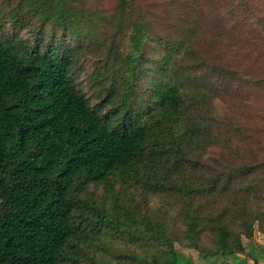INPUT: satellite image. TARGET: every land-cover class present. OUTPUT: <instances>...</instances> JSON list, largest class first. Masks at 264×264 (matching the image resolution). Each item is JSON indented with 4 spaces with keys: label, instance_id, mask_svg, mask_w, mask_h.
<instances>
[{
    "label": "trees",
    "instance_id": "trees-1",
    "mask_svg": "<svg viewBox=\"0 0 264 264\" xmlns=\"http://www.w3.org/2000/svg\"><path fill=\"white\" fill-rule=\"evenodd\" d=\"M139 3L0 0V264H264V162L244 163L214 104L248 80L154 39ZM86 56L98 105L77 84ZM114 184L165 198L168 219L87 190Z\"/></svg>",
    "mask_w": 264,
    "mask_h": 264
},
{
    "label": "rangeland",
    "instance_id": "rangeland-1",
    "mask_svg": "<svg viewBox=\"0 0 264 264\" xmlns=\"http://www.w3.org/2000/svg\"><path fill=\"white\" fill-rule=\"evenodd\" d=\"M88 1L90 7L99 8L106 16L113 13L117 2ZM138 1L142 5L145 19L151 25L154 39H169L173 45L182 39L186 40L204 58H208V64H221L226 69L231 67L239 76L248 80V83L230 82L227 89L214 87L217 93L214 104L218 106L219 113L236 123L233 140L239 143V154L246 158L244 163L255 164L254 160L264 162V81L258 84L260 80H264V0ZM5 28L10 30L11 25L7 24ZM20 34L29 37L26 30H22ZM123 40L121 37L118 39L120 42ZM189 53L184 55V63L191 60ZM94 54L99 56L98 51ZM81 60L80 68L83 69L78 73V87L91 105H98L96 95L100 86H95L87 78L88 72L95 68L92 64L95 59L86 56ZM148 77L150 76L146 73L139 79V88L142 90L147 87L145 80ZM210 156L217 157V154L209 152ZM256 174L257 183L264 185V169L258 168ZM112 189L110 191L102 185H90L87 188L93 201L105 200L107 206H111L114 200H124L138 205L141 213L148 212L157 220L168 219L169 204L160 195L149 193L146 200H143L142 191L129 185L114 184ZM3 196L4 193L0 191V200ZM251 201H256L253 196ZM262 220L260 226L264 232V218ZM196 263L210 264L206 259L200 258H196Z\"/></svg>",
    "mask_w": 264,
    "mask_h": 264
},
{
    "label": "crops",
    "instance_id": "crops-1",
    "mask_svg": "<svg viewBox=\"0 0 264 264\" xmlns=\"http://www.w3.org/2000/svg\"><path fill=\"white\" fill-rule=\"evenodd\" d=\"M253 239L256 244L264 249V233H261L256 227L254 228Z\"/></svg>",
    "mask_w": 264,
    "mask_h": 264
}]
</instances>
